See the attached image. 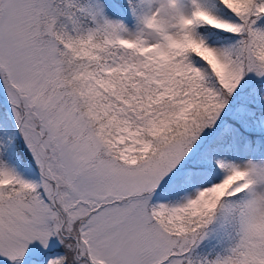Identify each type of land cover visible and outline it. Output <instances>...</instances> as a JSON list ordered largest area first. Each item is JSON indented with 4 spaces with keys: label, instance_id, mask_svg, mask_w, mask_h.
Instances as JSON below:
<instances>
[{
    "label": "snow or ice",
    "instance_id": "1",
    "mask_svg": "<svg viewBox=\"0 0 264 264\" xmlns=\"http://www.w3.org/2000/svg\"><path fill=\"white\" fill-rule=\"evenodd\" d=\"M0 264H264V0H0Z\"/></svg>",
    "mask_w": 264,
    "mask_h": 264
}]
</instances>
